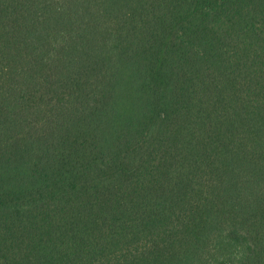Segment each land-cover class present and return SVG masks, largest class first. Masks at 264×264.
Instances as JSON below:
<instances>
[{
    "label": "trees",
    "instance_id": "trees-1",
    "mask_svg": "<svg viewBox=\"0 0 264 264\" xmlns=\"http://www.w3.org/2000/svg\"><path fill=\"white\" fill-rule=\"evenodd\" d=\"M0 264H264V0H0Z\"/></svg>",
    "mask_w": 264,
    "mask_h": 264
}]
</instances>
